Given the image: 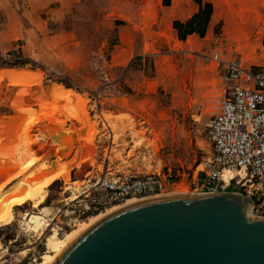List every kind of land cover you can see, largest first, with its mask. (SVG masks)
<instances>
[{"label":"rangeland","instance_id":"rangeland-1","mask_svg":"<svg viewBox=\"0 0 264 264\" xmlns=\"http://www.w3.org/2000/svg\"><path fill=\"white\" fill-rule=\"evenodd\" d=\"M133 1L0 0V159L27 168L45 156H66L71 168L67 182L46 180L43 205L52 207L53 220L45 233L23 224V213L33 210L30 202L20 206L27 201L15 207L16 219L0 226L6 249L0 264H39L53 227L62 235L89 221L75 220L65 198L107 168L128 176L170 169L186 194L210 152L205 126L222 87L220 71L205 56L220 50L264 68V0H224L213 32L184 43L163 33L161 52L150 41L136 47L142 34L131 37L126 16ZM16 59L26 62H3ZM28 78L46 93L54 84L75 91L83 120H68L65 101L49 97L42 107L27 98ZM68 185L77 186L69 192ZM255 216L264 217L258 201Z\"/></svg>","mask_w":264,"mask_h":264},{"label":"water","instance_id":"water-1","mask_svg":"<svg viewBox=\"0 0 264 264\" xmlns=\"http://www.w3.org/2000/svg\"><path fill=\"white\" fill-rule=\"evenodd\" d=\"M53 264H264V217L236 191L133 201L79 231Z\"/></svg>","mask_w":264,"mask_h":264},{"label":"built area","instance_id":"built-area-1","mask_svg":"<svg viewBox=\"0 0 264 264\" xmlns=\"http://www.w3.org/2000/svg\"><path fill=\"white\" fill-rule=\"evenodd\" d=\"M205 57L220 71L222 87L212 101L205 126L210 152L187 188L221 193L234 191L230 187L235 186L242 190L236 192L249 195L254 205L256 201L263 205L264 68L247 65L242 57L225 58L220 50ZM51 81L48 78L45 83ZM111 153L107 154L108 165ZM178 185L170 169L128 176L107 168L104 174L84 181L77 198L67 197L71 200L65 204L72 205L75 220L87 219L137 198H160L180 189Z\"/></svg>","mask_w":264,"mask_h":264},{"label":"bare ground","instance_id":"bare-ground-1","mask_svg":"<svg viewBox=\"0 0 264 264\" xmlns=\"http://www.w3.org/2000/svg\"><path fill=\"white\" fill-rule=\"evenodd\" d=\"M39 84L41 83L33 78L31 79L28 78L26 80V84L24 88L27 92L26 93L27 98H31L30 100H37L42 107L44 103H46L49 97H52L56 100L65 101L66 108L68 109V114H69V116L67 115L68 120L70 121L74 120L76 122L78 119L83 120V117L80 114V109H81L80 103L83 99L80 95H78L72 89L67 88L61 84H54L51 88V91L49 93H46L44 88H41L40 86L39 87L41 89L37 88ZM35 87L38 90H35L32 93L28 92V90ZM72 116L75 119H73ZM51 157L45 156L40 161L30 165L27 168L26 167L15 168V166L9 167L10 163H8L3 159H0V226L10 223L12 219H16L15 207L19 206V204L24 201L30 202L33 208L32 211H26L22 215L21 220L23 224L26 225L27 230L36 232L41 235L45 233V231L49 226H51L50 220H53V217L51 216L52 207L48 205H43L49 194L48 189L46 187V182H47L46 180L47 178H53V179H64L66 181V178L69 179L70 177V170H71V168H68L69 166H67L66 168L65 167L66 165H64V163H66L65 162L66 156L54 157V158ZM72 157L70 156V158ZM76 186L73 187L68 185L65 191H69V192L73 191L75 190ZM183 190L186 189H178L175 191H170L169 193L165 194L162 197L185 195L184 193H182ZM177 193L180 194L178 195ZM75 198L77 197H74L72 199ZM138 200H143V199L137 198L130 202L138 201ZM115 208L117 207H114L106 212H102L85 219L89 221L76 222L75 224H73V228L71 231L65 232L62 235L59 233L57 227H53L51 229V233L46 237V242L48 243V249L45 250V252L41 256L42 260L39 261V264H53L57 259V257L62 252V250L74 237V235H76L79 231H81L83 228H85L95 219L99 218L100 216L104 215L105 213ZM0 249L6 250L1 242H0Z\"/></svg>","mask_w":264,"mask_h":264},{"label":"crops","instance_id":"crops-1","mask_svg":"<svg viewBox=\"0 0 264 264\" xmlns=\"http://www.w3.org/2000/svg\"><path fill=\"white\" fill-rule=\"evenodd\" d=\"M204 3L211 2L215 11H213L211 20L208 24L207 35L214 31L217 20H214L216 12H218L224 0H203ZM222 6V5H221ZM199 11V5L193 0H171V5H163V0H137L133 1L131 8L127 9L128 28L131 37L142 34V43L136 45L139 49H144L145 44L150 41L154 42V50L161 52V34L169 33L178 42H186L188 39L202 38L194 33L187 37V40H180L177 31L173 27L175 20L182 22L191 18ZM151 37V39H149Z\"/></svg>","mask_w":264,"mask_h":264},{"label":"trees","instance_id":"trees-1","mask_svg":"<svg viewBox=\"0 0 264 264\" xmlns=\"http://www.w3.org/2000/svg\"><path fill=\"white\" fill-rule=\"evenodd\" d=\"M193 1H195L199 5V11L184 22L180 20H175L173 22V27L176 29L177 36L180 40H186L189 35L194 33L198 34L202 38L206 36L208 24L214 11V6L211 2L204 3L203 0ZM163 5H171V0H163ZM3 62H6V64H9V66H16L25 64L26 61L16 59L13 61V63H8V61ZM230 188V190L242 191L240 189H237L235 186H231ZM27 203L28 202H24L20 206H23Z\"/></svg>","mask_w":264,"mask_h":264}]
</instances>
